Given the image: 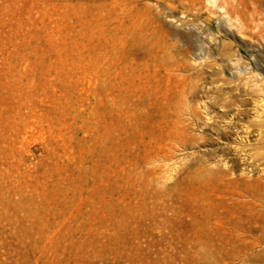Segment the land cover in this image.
<instances>
[{"label":"rangeland","instance_id":"obj_1","mask_svg":"<svg viewBox=\"0 0 264 264\" xmlns=\"http://www.w3.org/2000/svg\"><path fill=\"white\" fill-rule=\"evenodd\" d=\"M134 24L202 73L216 114L238 100L249 141L198 124L204 144L177 152L172 180H149L133 135L113 117L106 131L105 36ZM257 81L264 0H0V264H264V166L230 147L258 142ZM227 155L238 164L222 177ZM199 165L219 176H183Z\"/></svg>","mask_w":264,"mask_h":264},{"label":"bare ground","instance_id":"obj_2","mask_svg":"<svg viewBox=\"0 0 264 264\" xmlns=\"http://www.w3.org/2000/svg\"><path fill=\"white\" fill-rule=\"evenodd\" d=\"M135 25H122L107 32L105 36L103 74L106 131L109 133L111 125L109 119L113 117V125L116 130L122 129L130 132L128 135H133L132 138L139 150L137 152L142 155L143 163L148 166L149 180L159 183L172 180L174 175L171 170L176 169L177 152L195 143L202 142L204 144L206 140L204 141L203 137L201 140L195 136L197 134L194 130L198 124H200L201 131L204 130L205 125L214 126L216 130L213 132H216L217 136L242 135L240 139L244 140L245 137L249 141L248 137L252 130L249 128L250 124L247 125L241 121L244 111L240 108L242 106L238 100L236 98L231 100L229 96H224L222 98L224 102L220 108L221 114H216L215 110L211 108L214 96L210 98V104L200 98L199 87L200 81L203 80L202 73L198 70L187 73L190 66L186 60L178 54L166 50L173 48L170 42L164 45L151 39L138 37V31L142 27L138 30ZM145 32L141 33L145 35ZM130 51L135 56L130 55ZM141 52L144 53L143 59L138 58ZM253 95L257 97L255 100L259 103L258 108H260L255 106L257 110L254 114L255 119L258 120L256 122L258 142L254 146L250 143L251 146H249L250 144L242 145L233 141L234 143H230L233 146L230 147H233V150L237 152L234 153L239 155L242 161L263 168L264 82L257 81ZM233 105L236 106L234 110L231 109ZM203 114H205V122L202 124L200 121ZM230 159L232 160L225 161L224 169L217 170L222 173V177L227 176L231 172V168L238 164V161H235L236 159L232 156ZM219 173L212 167L199 165L195 170H189L187 174L185 172L186 175L183 176L203 184L210 177L219 176ZM256 200H261V202L254 203L252 209L257 212L261 210L259 211L261 213L264 207V197H256ZM241 203L243 204V201ZM231 214L238 216L236 207L231 210ZM230 225L232 233L236 234L241 229L240 225L234 222H231ZM261 235L255 239L253 244L261 246L264 250V234Z\"/></svg>","mask_w":264,"mask_h":264}]
</instances>
